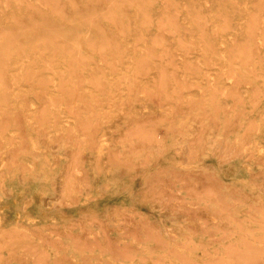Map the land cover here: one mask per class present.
Masks as SVG:
<instances>
[{
  "label": "rangeland",
  "instance_id": "obj_1",
  "mask_svg": "<svg viewBox=\"0 0 264 264\" xmlns=\"http://www.w3.org/2000/svg\"><path fill=\"white\" fill-rule=\"evenodd\" d=\"M4 1L0 0L1 7H3ZM254 2L255 0H249L243 5L242 13L245 20L239 26L240 29L232 26L224 28L222 23L226 18L229 19L230 14L227 17L218 15L217 9L212 6V3L207 2L203 14L209 17L206 30L214 34L213 41L219 48V52L215 55L206 51L204 47L207 46L208 41L204 36H201L203 34L194 29L195 24L192 22L187 24L186 28L194 29L195 32L189 30L185 36L186 39H181L176 32L171 31L174 34L171 35L168 31L165 41L161 42L163 45L160 43L153 44V35L158 33L157 27H154L151 32L143 30V42L140 45L137 44L136 38L131 36L125 40L127 50L125 59L117 60L118 63L115 67L107 61L110 58L109 55L98 56L96 61H93V66H102V69L99 68V71L101 70L100 75L105 77L108 82L105 88L94 85L91 81V83L85 82L84 84H77L73 81L72 84L64 87L63 82L61 83V77L54 75L53 72L46 76L49 81L48 84H42L38 79L32 82L28 81V84V77L25 72H10L6 87L9 96L0 95V102H2V104L0 103V262L5 264H38L39 259H42V261L50 264L51 259L47 253H44V246L40 247V244L49 238L50 231L47 227L51 224L55 225L53 228L56 230H65L67 233L64 234V238L67 239L65 244L71 249V254L75 252L76 256L80 257L81 255L75 249L77 243L72 239V232L85 231L89 236H95L97 234L95 232L100 228L109 229L102 223H92V221L99 219L108 221L112 225L114 222L117 224L122 222L121 225L124 228L121 229L114 225L112 231L109 232L113 233L116 240L120 242L122 240L120 244L129 246L118 254L122 257L119 262L125 261V264H186L189 261L184 255L188 254L195 255L194 257L199 263L212 264L219 260L222 254H226L227 247L223 244L226 240L222 230H216L209 234L197 229L192 237V230H188V226H192V222L187 221V217L198 218L200 221L206 220L203 211L198 210L193 213V210H190L192 201L197 200L199 205L206 202L201 195H197L194 182L203 174H200L199 171L192 173V178L184 187L179 181H174L172 176L179 174L176 167L179 160L186 159L197 164L202 162L201 166L205 168L204 172L206 170L205 174L208 175L201 178L207 181L203 184V190L208 188L209 191L207 192H212L214 189L218 190L220 194H223V197L225 194L230 195L229 198L231 201L233 200L235 205L236 217L247 219L248 223H253L254 219L251 216L261 214L264 209L262 208L264 207V202H262V199L264 201V188L257 179L259 173L264 172V159H262L264 157L261 155V158L256 160L242 156L240 151L237 153L238 155L220 159L219 152L214 149V136L223 137L234 127L231 137L227 139L229 143L233 144L236 139L249 138V144L252 145L250 152L254 154L260 148L261 154L264 155V39L261 43H257L258 50H255L254 53H246L238 48V45L248 42L244 30L248 32L252 27L251 15H258L261 11L263 13V10L255 11ZM72 3H69V6L72 7ZM14 4L12 0L6 2L7 9L9 8V17L21 16L22 12L29 9L25 6L19 10L15 9L13 12L14 10L12 11L10 8H13ZM52 7L47 5L48 14L52 13L51 15L58 16L59 13L55 14L56 10L53 12ZM3 12L4 9L2 11L0 8V14ZM239 13V10L232 12L234 15L231 14V17H238L237 14ZM262 23L264 25V22ZM243 36L246 38L244 39ZM230 37H233L232 40H228ZM177 38L180 40L177 41ZM184 41L190 43V50L185 48ZM151 43L152 45H150ZM136 46H138L137 51H135ZM152 47L159 52L155 50L152 55V59L158 64L155 62L157 66L152 69V73H144V76L141 77L142 80L139 78L137 91L134 92L133 89L131 90V86L136 82V79L131 78V81L128 79L133 71L137 70V62L135 61H138L141 54L145 56L150 53L153 50ZM170 59H174L176 62H168ZM244 59L245 61L242 62ZM246 60H249L251 67H255L252 72L244 69L246 64L243 63H246ZM223 64L226 65V68L222 66ZM195 67L201 68V72L196 71ZM222 67L225 70L221 69ZM161 68L167 70V74L172 76L169 84L165 86L157 84L158 79L161 80L162 78L161 72L158 71H161ZM221 70L220 73L222 74L219 75ZM85 72L87 75L92 74L90 69L85 70ZM127 72L131 73L128 77H126ZM69 75H66L63 80L72 78V74ZM199 80L202 84L198 83ZM261 81H263L262 84ZM83 90L85 91L82 92ZM38 91L51 93L56 98V103H52L51 100L48 103L46 102L48 100H42L37 94ZM228 91H232V94ZM77 92L80 94H76ZM158 92L160 95H157ZM191 95H194L193 98L190 97ZM238 96L239 99H236ZM176 98L178 99L176 100ZM196 99L197 101H194ZM219 99L221 100L219 101ZM257 100L259 101L255 102ZM212 103L214 104L212 105ZM8 106L9 108H7ZM240 109L242 110L240 111ZM160 111L163 116L157 115ZM43 112L46 114L43 115ZM215 112L217 113L214 114ZM216 116L220 118H216ZM158 119L162 122L159 123ZM83 121L85 123H82ZM125 126L129 127L128 131L126 130L127 133L122 132ZM150 126L156 130L151 129ZM198 131L200 134L193 136L194 132ZM154 133L155 135L160 134V137L163 136L161 140L157 137L158 134L154 136ZM196 136L199 137L195 141ZM183 137L185 138L182 139ZM129 139L132 141H127ZM190 140L193 141L187 150L180 151L178 149L180 144H189ZM256 143L259 146L255 145ZM100 145L103 146V155L98 158L96 152ZM198 145L201 147L196 150ZM199 150L201 153H198ZM56 152L59 154H55ZM73 154L84 156L85 182L90 187L91 192L88 193L87 189L84 191L82 187H79L78 195L80 197L78 200L71 203H58L61 197L57 199L54 182L69 164L70 155ZM3 159L4 161H2ZM218 178H222L220 182ZM170 180L174 181L172 193H167L166 199L162 196L159 198L165 199V201L181 198L182 201H176L175 205L171 206L160 203L161 207L152 205L154 204L153 199L150 202L143 201L145 184H151L153 188L160 189L163 182L168 183ZM231 184L232 186H230ZM152 187L147 192L152 190ZM249 196L250 198H248ZM45 198L49 199L50 202L52 201V207L46 205ZM172 201L174 202V200ZM214 204L216 203L211 202L210 205V210L213 212ZM181 205L186 211L183 213V217L179 213L182 209L179 207ZM170 208H176L172 216L168 213ZM114 209L124 210V217L120 216L122 214L115 213ZM235 221L234 218H230L232 224H236ZM217 223H212L210 226H215ZM156 226L160 227L161 232ZM170 228L173 230L172 242L169 241ZM185 228L187 229L185 230ZM90 229L93 231L92 233H89ZM232 229L239 230L240 236L249 235L247 233L249 231L244 230V228L233 227ZM255 229L257 230L256 237L264 236V227H256ZM96 249L95 254H98L99 249L103 248L97 246ZM148 249L151 250V253ZM105 255H110V253L107 252ZM212 255L219 257L211 259ZM106 258L107 256L104 258L103 264L110 263ZM86 260L78 259V262L81 264L96 263V260ZM52 261L56 262V260ZM145 261L146 263H143Z\"/></svg>",
  "mask_w": 264,
  "mask_h": 264
},
{
  "label": "bare ground",
  "instance_id": "obj_2",
  "mask_svg": "<svg viewBox=\"0 0 264 264\" xmlns=\"http://www.w3.org/2000/svg\"><path fill=\"white\" fill-rule=\"evenodd\" d=\"M6 2H7V0H5L3 2V7L0 6L2 11L4 9V12L0 14V95H2L4 97L6 95H8L7 94L8 91L6 92V87L8 86L7 80L10 77L11 71H15V72L19 71L21 73L25 72L26 76L28 77L27 83H28V81L32 82L33 80L38 79L40 81V83L48 84L49 81L46 79L47 78L46 76L47 75L49 76L50 75L49 73L53 72L54 75L61 77V79H62L61 83L63 82L62 84L64 87H66V85H68V84H72L73 81H75L77 84H84L85 82L91 81L94 83V85L96 84L102 88H105V86L108 84V82H107L105 77L100 75L101 70L99 71V68L102 69V66L101 65L93 66V61H96V58L98 56L104 57V55H107V56L109 55L110 58H108L107 61L110 63V65L115 67L116 64L118 63L117 60L122 61L125 59V56L127 55V50L125 48L126 47L125 46V40H127L128 38L133 36L136 38V40L138 42L137 44L140 45L143 42V34H144L143 30L146 32H151L154 27H157L158 33L155 34L156 36L153 35L154 38L151 36L153 38V40H152L153 44L154 43L156 45L158 43L162 44L161 42L165 41L168 31H170V33H171V31L173 33L176 32L177 34L180 35L181 39H183V38L186 39L185 36L188 33V31L189 30L194 31V29H195V30L199 31L201 34H203L201 36H204V38L208 41L207 46H205V47L203 46L204 48H206V51H208V53H210L211 55H215L219 52V48H218V46L216 47V45L213 41L215 38L214 34H211L210 32H208V30H206L207 29L206 27H208L209 17L207 15L203 14V11L206 8L207 2L212 3V6L217 9L218 15L227 17L230 14L229 19L226 18L224 23H222L224 28H228V27L232 26V27H237L238 29H240L239 26L241 24H243V22L245 20V16L242 13L243 5L246 4L247 2H249V0H12V2L15 3L14 4L15 8L13 7L10 9H12V11L14 10L13 12H15V9L19 10L21 8H25V6H27L29 8L28 11H26V12H22L20 10L22 12L21 16L16 15L15 17H9L10 16V13L8 12L9 8L7 9ZM69 3H72V7L69 6ZM1 5H2V2H1ZM47 5L50 8H51V6H53L51 10L52 11L56 10L55 14L59 13L58 16L51 15L52 13L48 14L49 11L47 10ZM253 6L255 8V11L256 10H263V13L261 11L260 13H258V15H251L252 16L251 19L253 20V23L250 20L246 19L247 21L252 23V27L248 32H246L244 30V32L247 34L246 36H247L248 40L247 39L246 40L248 42L245 41L247 43L243 42V44L238 45L239 50L244 51L246 53H248V52L254 53L255 50L257 51L258 50V44L261 43V41L264 39V37H263L264 25L262 23V22H264V0H255ZM238 10L240 11V13L237 14L238 17H235V16L231 17L232 12L234 13ZM251 12H253V11H251ZM232 15H234V14H232ZM7 17H9V18H7ZM190 22L195 24L194 29H191V28L187 29L186 28V25L189 24ZM249 22H247V23H249ZM249 25H251V24H249ZM217 26H218V23H217ZM171 35H174V34L171 33ZM246 36H243L244 39L246 38ZM230 38L229 39L227 38V39L232 40L233 37H230ZM173 40H172V42H173ZM179 40L180 39H178L177 41H179ZM217 40H219V39H217ZM236 40H238V39H236ZM203 43H205V42H203ZM181 44H182V42H181ZM183 44H185V48L187 50H190V46H189L190 43L188 44L187 42L184 41ZM150 45H152V43ZM194 45L197 46V44H194ZM198 45H200V44H198ZM160 47H161V45H160ZM226 47H227V45H226ZM152 48H150V49L152 50ZM137 49H138V46H136L135 51H137ZM140 49H142V48L140 47ZM170 49H172L171 46H170ZM174 49H175V47H174ZM229 49H231V48H229ZM155 50H157V49L153 48V50L150 53H148L146 55L144 54L145 56H143V54H141L138 61H135V62H137L136 63L137 70L133 71V69L132 70L130 69L131 71H133V73H132L131 77H129L128 80L131 81L133 78L136 79V82L133 83L131 86V90L133 89L132 91H134V92L137 91L139 78L141 79V77L144 76L143 75L144 73L145 74L152 73V69L157 66L155 63L157 61H154L152 59V55H153ZM165 50H167V49H165ZM157 52H158V50H157ZM181 52H179V53L181 54ZM163 53H165V52H163ZM246 53L245 54L243 53V55H246ZM204 54H205V51H204ZM204 54H202V55H204ZM234 56H235V54H234ZM247 56H248V54H247ZM156 58H158V57H156ZM188 60H190V59H188ZM207 60H209V59H207ZM244 61H245V59L242 62H244ZM168 62L175 63L176 61L174 59H170ZM252 63L254 64V62H252ZM120 64H123V62L122 63L120 62ZM157 64H158V62H157ZM243 64L244 65L246 64L244 69H246L249 72H252L255 68V67H251L252 65H250L251 63L249 62V60ZM243 64H241V65H243ZM183 66H185V65H183ZM222 66H224V64ZM158 67H160V66H158ZM158 67H157V69H158ZM224 68H226V65L224 66ZM224 68L222 67L221 69H224ZM239 68H241V67H239ZM87 69H90V71H92L91 72L92 74L87 75L85 72V70H87ZM162 69L163 68H161V71L158 70L159 73L161 72L162 78H161V80L158 79L157 84H159L160 86H162V85L165 86V85L169 84L168 82H170L169 80L172 78V76L167 74L168 73V72H166L167 70H165V69L162 70ZM200 69L201 68L195 67V70L198 72H201ZM216 71H218V70H216ZM191 72L193 73L194 71H191ZM206 72H207V70H206ZM220 72H222V70L219 71V75L222 74ZM69 74H72V78H70L68 80H63V78H65L66 75H69ZM128 74H126V77L130 76L131 73L129 75ZM198 75L199 74H197V76ZM221 77H222V75L220 76V78ZM200 82L201 81L199 80L198 83H200ZM254 82H255V80H254ZM177 83L180 84L179 82H177ZM262 83H263V81H261V84ZM200 84H202V83H200ZM67 88H69V87L67 86ZM85 88H87V87H85ZM31 89H32V86H31ZM84 91L85 90H83L82 92H84ZM22 93H23V91H22ZM162 93H165V92L162 91ZM221 93H222V91H221ZM229 93L232 94V91ZM37 94L42 100H45V101L48 100V101H46L47 103L50 100L52 101V103H56V100H55L56 98H54L53 95L47 91H38ZM76 94H80V93L77 92ZM157 95H160V92H158ZM165 96H166V94H165ZM192 96H194V95H191L190 97H192ZM126 98H127V96H126ZM134 99H135V97H134ZM177 99L178 98H176V100ZM236 99H239V96ZM113 100H115V99H113ZM200 100H202V99H200ZM220 100L221 99H219V101ZM233 100H234V98H233ZM37 101H38V99H37ZM129 101H130V99H129ZM194 101H197V99ZM258 101L259 100L255 101V102H258ZM5 102H6V99H5ZM0 103L2 104V102H0ZM103 103H104V101H103ZM108 103H110V102H108ZM115 103H117V102L115 101ZM170 103H171V101H170ZM195 103H197V102H195ZM213 104L214 103H212V105ZM186 105H188V103H186ZM164 106H166V105H164ZM196 107H197V104H196ZM7 108H9V106ZM221 108L223 109V106ZM101 110H102V108H101ZM130 110H131V108H130ZM202 110H203V107H202ZM241 110L242 109H240V111ZM169 111H170V109H169ZM186 111H188V110H186ZM27 112H28V109H27ZM198 112H199V110H198ZM198 112L196 111V113H198ZM217 112H215L214 114H216ZM44 113L45 112H43V115H44ZM157 115H162V112L161 111L158 112ZM122 116H124V115H122ZM218 116H216V118H220ZM135 118H136V116H135ZM142 118H143V116H142ZM53 119H55V118H53ZM91 121H92V119H91ZM226 121H228V120H226ZM161 122L162 121H160L159 123H161ZM82 123H85V121H83ZM150 123L152 124V122H150ZM201 123L203 125V121ZM54 125H55V123H54ZM197 125H199V124H197ZM156 126H154V127H156ZM180 127H181V125H180ZM128 128L126 126L123 127L122 132L125 133L126 130L128 131ZM67 129H69V128H67ZM151 129H154V128L151 127ZM208 129H210V128H208ZM233 129H234V127H233ZM233 129L229 130L230 132L229 131L227 133L225 132L226 135H224L223 137L218 138L217 135L214 136V138H215L214 149L216 150V152L217 151L219 152V156H220L219 158L220 159H227V158L232 157L234 155H238L237 153L238 152L240 153V151L243 154L242 156L249 157V158H255L256 160H259L261 158V155H262V157H264V155L261 154L260 148L258 149V152L253 151L256 154L255 153L252 154L250 152V146H252V145L249 144V140H248L249 138H247V139L245 138L243 140L242 139H236L233 144L229 143V141L227 139H229L231 137ZM154 130H156V128ZM199 131L194 132L193 136L199 135L200 134ZM129 132H131V131H129ZM45 133H47V132H45ZM67 133H70V132H67ZM153 135L156 136L155 133ZM63 137H64V135H63ZM139 137H140V135H139ZM148 137L150 138V135H148ZM157 137H159L161 140V138L163 136L160 137V134H158ZM198 137L199 136L195 137V141L198 139ZM69 138L70 137H68V139ZM184 138L185 137H183L182 139H184ZM78 139H79V137H78ZM78 139H76V140L79 141ZM150 139H149V141H150ZM127 141L131 142L132 139H129ZM192 141L193 140H190L189 144H187V143L180 144L178 146V149L180 151H182L183 149L187 150L191 146ZM80 143H81V141H80ZM157 144H158V142H157ZM255 145L259 146L257 143ZM102 147L103 146H101V145L98 146V150L96 152V155L98 158L102 157V155H103ZM200 147L201 146L198 145L196 147V150L199 149ZM261 148H262V146H261ZM125 149H126V147H125ZM200 151L201 150H199L198 153H201ZM142 152H140V153H142ZM55 154H59V153L56 152ZM70 154H72V153H70ZM160 154H163V153H160ZM145 155L147 156L146 153H145ZM152 156H154V154H152ZM192 156H193V154H192ZM262 159H264V158H262ZM132 160H133V158H132ZM2 161H4V159ZM128 162H130V161L128 160ZM177 162H178L177 163L178 165L176 167H177L179 174L173 175L172 179L174 181H179L183 187L185 184H187L189 179L192 178L191 174L194 172L199 171L200 174L204 175V176L202 175L203 178L208 176L207 174H205L206 170L204 172L205 168L201 166L202 162H199L197 164L196 162L189 161L186 159H184V160L182 159V160H179ZM68 163L69 164L56 177L55 182H54L55 189H56L55 193L57 195V199L61 197V200L58 203H62V202L71 203L75 200H78L80 197V195H78V191H80L79 187H82L84 191L87 189L89 191L88 193L91 192L90 187L85 182L84 156L83 155H75V154L70 155V159H69ZM156 163H155V165H156ZM175 163H172V164H175ZM106 164H108V163H106ZM168 167H169V165H168ZM259 174L260 175L257 177V179L261 183V186L264 188V172L259 173ZM200 177H201V175H200ZM197 178H198V176H197ZM201 178L196 179L194 182L196 185L195 187L197 189L196 190L197 195H201V197L206 200V202L204 203L205 205L204 204L199 205L197 200L192 201V203H191L192 206H190V208H191L190 210H193V213H195L198 210L203 211V213L205 215L204 217L206 218V220L200 221L198 218H192L191 216L187 217V218L185 217L187 219V221L192 222L191 223L192 226H188L189 227L188 230H190V231L192 230L191 237H192V234H194L197 229L202 230L203 233H209V234H212L213 231H216V230H219V231L222 230L221 232L224 233V239L226 240L223 242V244L227 247L226 254H222V256L219 258V260H217L215 263H212V264H264V248H262V245H264V236L256 237L257 230L255 229L256 227H261V226L264 227V209L262 210V212L258 210L259 212H261V214H258V215L255 214V215L251 216V218H253L254 221H253V223H251V222L248 223L246 221L247 219H243L241 217H236L235 205H234V202H232L233 200L232 201L230 200V198H229L230 195L228 196L227 194H225L223 197V194H220V191H218V190L214 189V190H212V192H207V191H209L208 190L209 188L206 190H203V184L206 183L207 181H206V179L203 180ZM221 179L218 178L219 182L221 181ZM174 181L170 180V181H168V183L163 182L162 185L160 186L161 187L160 189L159 188H153L151 186V184H145L144 190H143V201H149L150 202V200L153 199L152 201L154 204H152V205H155V206H157V205L160 206V203L161 204H167V205L171 206V205H175L176 201H182L181 198L172 199V200H174V202L172 200L165 201V199H166L165 195L167 193H172V190L174 187ZM230 186H232V184ZM150 187H152V190L147 192V190ZM211 189H213V188H211ZM237 194H238V192H237ZM161 196H162V198L165 197V199L161 200L159 198ZM248 198H250V196ZM232 199H233V197H232ZM205 200H203V201H205ZM44 202L46 203L47 206L52 207V205H53L52 201L50 202L49 199L45 198ZM211 202L216 203V204H214V207H215L214 212L210 210L211 209L210 208ZM262 202H264L263 199H262ZM238 204H240V203H238ZM253 205H255V204H253ZM179 207L182 208V209H180L181 211L179 213H180V216L183 217V213L186 211L183 210L182 205ZM262 208H264V207H262ZM252 210H255V209L252 208ZM114 211H115V213L122 214L120 216L124 217V210H122V209H116L115 210L114 209ZM173 211H176V208L175 209L170 208L168 213L172 216ZM0 213H1V211H0ZM248 213L249 212H247V214ZM230 218L231 219L234 218L236 220L234 223H236V224H232V222H230ZM0 219H1V217H0ZM211 221H212V223L218 222L217 223L218 225L216 224L215 226H210L212 224V223H210ZM92 223L93 224L102 223L105 227H108L109 229L100 228V230H97V232H95V233H97L95 236H89V234L85 231H83V232H72V234H73L72 239L77 243V246L75 247V249L81 255L80 257H77L76 256L77 254L75 252L73 254H71V252H70L71 249L69 248V246H67L65 244L67 239L64 238V234L66 233L64 229L56 230L53 228V226H55L53 224L48 226L47 229L50 231V233L48 235L49 238H47V240H45V241H42V243L40 244V247L44 246V250H43L44 253H47V256H49V258L51 259V261L49 263L50 264H71V263L72 264H81L78 262V259H81V260L87 259L86 261H89V260L95 261L96 260V263H94V264H103V261L105 260L104 258L107 256L108 261H110L109 264H125V261L119 262L122 257H120L118 254L121 253L124 248H127L129 246L128 245L124 246V244H120L122 242V240H121V242L119 240H116L113 233L109 232L110 230L112 231V228L114 227V225L116 227L121 228V229L124 228V226L121 225L122 222L120 224H117L114 222V224L112 225L108 221H102L99 219L98 221H96V220L92 221ZM21 225H23V224H21ZM156 227H157L158 231L161 232L160 227H158V226H156ZM233 227L244 228V230L249 231V232H247V233H249V235L248 236L247 235L240 236L239 235L240 231L232 229ZM182 229H183V227H182ZM186 229L187 228H185V230ZM92 232L93 231H91V229H90L89 233H92ZM172 232H173V230L171 229V233L169 234V241H171V242H172ZM197 233H199V232H197ZM123 236L126 237L125 235H123ZM164 236H166V235H164ZM207 242H208V240H207ZM0 244H1V239H0ZM97 246H101L103 249H101V250L99 249L98 254H95V252L97 251V249H96ZM120 246H122V247H120ZM150 249H148V250H150ZM161 250H163V249H161ZM186 250H188V249H186ZM107 252L110 253V255H105ZM150 253H151V250H150ZM154 254H156V253H154ZM149 256L151 257V255H149ZM194 256H191L189 254L184 255V257L189 261L186 264H202V263H199L195 259ZM217 257H219V256L218 255H216V256L212 255L211 259L212 258L214 259ZM52 260H56V262H53ZM139 260H140V258H139ZM141 260H142V257H141ZM153 262L154 261L152 260V263ZM160 262H161V260H160ZM143 263H146V261ZM0 264H5V263L0 262ZM38 264H47V262H44V261H42V259H39Z\"/></svg>",
  "mask_w": 264,
  "mask_h": 264
}]
</instances>
